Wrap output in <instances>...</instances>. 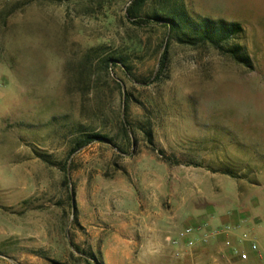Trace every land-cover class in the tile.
<instances>
[{"label":"rangeland","instance_id":"rangeland-1","mask_svg":"<svg viewBox=\"0 0 264 264\" xmlns=\"http://www.w3.org/2000/svg\"><path fill=\"white\" fill-rule=\"evenodd\" d=\"M133 2L0 0V264H213L227 233H182L226 216L264 248V0H148L129 19ZM166 3L240 24L228 47L250 66L169 40L151 19Z\"/></svg>","mask_w":264,"mask_h":264},{"label":"trees","instance_id":"trees-1","mask_svg":"<svg viewBox=\"0 0 264 264\" xmlns=\"http://www.w3.org/2000/svg\"><path fill=\"white\" fill-rule=\"evenodd\" d=\"M148 0H134L131 7L127 9V17L129 19L136 18V11L140 9L143 4ZM168 3H166L167 5ZM165 5V6H166ZM161 7L159 12H155L152 14L151 19L154 22L161 23L167 29L168 39L169 40H177L181 44H186L192 47H198L200 45H210L218 52L222 54L230 55L237 63H240L246 67L250 66V59L247 55L245 49L242 46L235 45L228 47V42L234 39L240 38L243 34V28L238 23L226 22L224 20H211V19H203L195 22L185 10V7L180 3L176 6L173 4L172 9L168 7ZM166 51V50H165ZM164 51L163 56L160 60V68L157 74L155 75L154 80L159 79L161 76L163 69L165 67V54ZM103 66L107 71L109 67L114 66L115 64L111 63L110 58H105L102 60ZM125 68L129 72V68L125 66ZM130 74V73H129ZM126 103L128 99L126 98ZM127 108V104H126ZM122 129L126 134V129L124 127V122H121ZM147 141L150 145L153 144L151 133L147 132ZM99 136L97 135H89L85 139L80 140L75 148H73L69 155L74 153L78 148L83 145H87L97 139ZM159 155L162 159L168 163H173L174 165H179L181 162L174 158L171 160L169 157L165 156L163 150L158 151ZM186 165H196L194 162H186ZM222 174L228 175L232 178H235L231 172L228 170L221 171Z\"/></svg>","mask_w":264,"mask_h":264},{"label":"crops","instance_id":"crops-1","mask_svg":"<svg viewBox=\"0 0 264 264\" xmlns=\"http://www.w3.org/2000/svg\"><path fill=\"white\" fill-rule=\"evenodd\" d=\"M213 223V225L220 226V228L230 227L232 228V231L228 234L227 238L229 239L231 248L237 247L240 251H245L248 253V260L247 261H240L238 256L232 254L231 249H223V244H221V240L225 239L224 236H221L218 238V251L217 254L213 257V264H264V248L258 249L257 253H253L249 251V243L243 242L240 245H237V237L240 235L238 230L242 229V227L238 224L237 217L231 216V217H221L218 219L208 220L207 221V230H212L213 228H210V225ZM222 235V234H221ZM254 243V242H253ZM243 244V245H242ZM255 244V243H254ZM219 253V254H218ZM193 256V254H191ZM221 262V263H219Z\"/></svg>","mask_w":264,"mask_h":264},{"label":"built area","instance_id":"built-area-1","mask_svg":"<svg viewBox=\"0 0 264 264\" xmlns=\"http://www.w3.org/2000/svg\"><path fill=\"white\" fill-rule=\"evenodd\" d=\"M231 228L225 227V228H214L212 230H205L204 228H201L199 226L196 227H188L184 230L182 233V237H186L187 241L186 246L192 247L195 243V239H199L202 242H207L210 238H215L221 234L230 233ZM190 237V239H189ZM245 237V235H244ZM241 242H247L244 239L241 240ZM231 248V246H230ZM232 254L238 256L240 261H247L248 260V253L245 251H240L237 248H231ZM249 251L253 253H257L258 247L254 243H249Z\"/></svg>","mask_w":264,"mask_h":264}]
</instances>
